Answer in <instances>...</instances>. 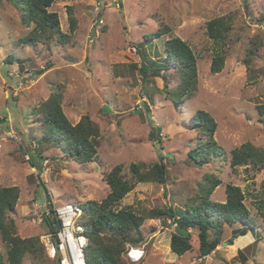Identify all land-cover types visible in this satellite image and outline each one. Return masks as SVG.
Masks as SVG:
<instances>
[{
	"label": "rangeland",
	"instance_id": "374dc122",
	"mask_svg": "<svg viewBox=\"0 0 264 264\" xmlns=\"http://www.w3.org/2000/svg\"><path fill=\"white\" fill-rule=\"evenodd\" d=\"M95 5L100 6L99 15ZM67 6L73 7L77 18L70 42L61 45L51 40L31 46L17 40L32 25L24 27L15 5L0 0V187H19L10 213L17 235L39 236L43 244L37 256L26 253L21 264H59L43 242L44 235L54 246L56 242L42 220L51 207L99 202L109 191L104 173L112 166L148 164L161 157L167 182H139L121 205L137 211L182 209L197 194L204 176L214 174L221 183L210 198L224 202L227 183L241 187L253 222L246 234L236 238L231 231L246 223L225 225L216 250L200 257L197 229H187L191 249L178 255L170 248L176 224L146 218L140 227L143 239L137 244L145 249L139 264H264V204H260L264 203V165L229 166L230 151L242 143L264 150V108L259 110L264 107V0H57L50 9L58 13L63 32L68 31ZM218 16L232 21L223 46L210 39L206 29L207 21ZM164 26L169 31L154 36ZM171 36L186 41L197 57L196 89L177 104L164 92L166 84L168 88L177 84L174 66L163 67L160 75L150 73L158 70L159 61L164 63V43ZM253 39L259 47L247 66L244 60ZM221 47L226 51L223 69L212 73V58ZM10 54L21 62L6 63ZM142 56L149 70L146 78L137 69ZM57 82L64 86L62 107L67 118L75 123L88 114L100 126V145L91 161L69 159L54 141H39L45 127L31 108L46 99L51 84ZM197 109L216 120L214 138L221 147V153L204 165L188 156L198 136L190 126ZM152 132L156 140H151ZM33 149L35 164L29 155ZM58 224L59 229V219ZM0 251L6 264L1 240Z\"/></svg>",
	"mask_w": 264,
	"mask_h": 264
},
{
	"label": "trees",
	"instance_id": "16d2710c",
	"mask_svg": "<svg viewBox=\"0 0 264 264\" xmlns=\"http://www.w3.org/2000/svg\"><path fill=\"white\" fill-rule=\"evenodd\" d=\"M19 12L20 22L24 27L32 28L17 40V44L35 45L36 43L49 44L54 40L57 44L66 45L77 29V18L72 6L66 7L68 31L63 32L60 27L59 15L50 7L57 0H10ZM231 18L218 16L207 21L206 29L210 39L224 45L231 28ZM169 31L164 26L154 33L161 36ZM154 36H146L148 39ZM247 50L244 62L247 66L256 54L257 39L252 40ZM164 63L158 62L157 69L151 74L160 75L161 69L174 66L177 73V84L174 88L164 87L167 99L177 104L189 99L197 86V57L190 45L177 36H171L164 43ZM226 51L223 47L213 56L210 71L218 73L223 69ZM21 62L13 54L5 58L6 63ZM142 64L137 68L142 77L149 74L144 57ZM136 66V65H134ZM157 72V73H156ZM116 76H119L116 73ZM62 83L51 84L49 96L35 104L31 113L45 127L40 142L52 140L61 147L63 155L77 162H88L94 159L100 145L101 129L99 124L88 114L71 122L62 107ZM264 107H259L260 112ZM147 110H150L147 107ZM153 124V121L149 119ZM190 126L197 133L194 145L188 151L190 160L197 165L207 164L211 158L221 153V147L214 138L217 127L214 117L204 109H197L190 116ZM151 140H156V132H152ZM32 163L35 164L36 150L29 152ZM253 165L258 168L264 165V150L251 142L242 143L229 153V166L235 169L239 166ZM104 180L109 191L99 202L86 200L81 203L83 216L81 223L85 227L88 244L85 249L86 264H139L132 262L126 255L128 245H137L142 241L140 227L146 218L170 220L182 229L194 228L198 230L199 255L207 256L216 250L223 227L227 224L246 223L241 229H233L232 236L236 238L244 235L251 227L253 218L244 203L245 193L241 187L232 183L225 186L224 202H217L210 197L215 188L221 183L214 174H206L200 183L197 194L190 198L184 208L172 206L156 207L146 211H137L132 205H121L122 199L137 183L154 181L160 184L167 182V166L161 157L152 163L131 162L126 166L117 163L104 173ZM19 198V187L16 185L0 187V240L6 246V264H21L26 253L37 256L43 249L39 236L21 238L16 233V224L10 213L15 209ZM263 205V201L260 202ZM264 207V205L262 206ZM43 223L46 233L52 235L58 229V219L55 210L50 208L44 214ZM211 234L213 236L211 237ZM229 243H233V239ZM170 248L181 255L191 249L190 235L182 237L173 233ZM0 264H5L0 251Z\"/></svg>",
	"mask_w": 264,
	"mask_h": 264
},
{
	"label": "built area",
	"instance_id": "2783aa9c",
	"mask_svg": "<svg viewBox=\"0 0 264 264\" xmlns=\"http://www.w3.org/2000/svg\"><path fill=\"white\" fill-rule=\"evenodd\" d=\"M95 12L97 15L100 14L99 5H95ZM97 21L102 23V17H98ZM54 210L60 222V227L54 234L56 237L55 246L52 244L49 235L43 236V242L50 255H56L59 264H86L85 249L88 238L85 234V227L79 220L83 216V208L79 204L67 203V205L57 207ZM144 254L143 246L128 245L126 249V255L132 262H139Z\"/></svg>",
	"mask_w": 264,
	"mask_h": 264
},
{
	"label": "water",
	"instance_id": "95a60500",
	"mask_svg": "<svg viewBox=\"0 0 264 264\" xmlns=\"http://www.w3.org/2000/svg\"><path fill=\"white\" fill-rule=\"evenodd\" d=\"M39 202H41V200H38ZM174 231L177 235L182 236V237H187L189 235V230L187 229H182L179 226L175 225L174 227ZM56 241V238H55Z\"/></svg>",
	"mask_w": 264,
	"mask_h": 264
},
{
	"label": "clouds",
	"instance_id": "9594fccd",
	"mask_svg": "<svg viewBox=\"0 0 264 264\" xmlns=\"http://www.w3.org/2000/svg\"><path fill=\"white\" fill-rule=\"evenodd\" d=\"M56 259H58V258H56ZM58 263H59V259H58Z\"/></svg>",
	"mask_w": 264,
	"mask_h": 264
}]
</instances>
